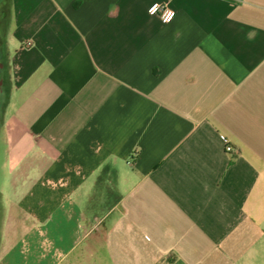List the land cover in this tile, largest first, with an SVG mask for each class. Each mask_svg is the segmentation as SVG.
I'll list each match as a JSON object with an SVG mask.
<instances>
[{"label": "crops", "instance_id": "obj_1", "mask_svg": "<svg viewBox=\"0 0 264 264\" xmlns=\"http://www.w3.org/2000/svg\"><path fill=\"white\" fill-rule=\"evenodd\" d=\"M0 264H264V0H0Z\"/></svg>", "mask_w": 264, "mask_h": 264}, {"label": "built area", "instance_id": "obj_2", "mask_svg": "<svg viewBox=\"0 0 264 264\" xmlns=\"http://www.w3.org/2000/svg\"><path fill=\"white\" fill-rule=\"evenodd\" d=\"M147 13L149 15H154L160 19L163 23H168L173 20L175 11L172 10L167 3L152 2L148 8ZM231 147L227 146L226 151H230Z\"/></svg>", "mask_w": 264, "mask_h": 264}]
</instances>
